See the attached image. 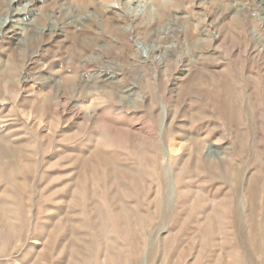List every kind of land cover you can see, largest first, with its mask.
Instances as JSON below:
<instances>
[{
	"label": "rangeland",
	"instance_id": "1",
	"mask_svg": "<svg viewBox=\"0 0 264 264\" xmlns=\"http://www.w3.org/2000/svg\"><path fill=\"white\" fill-rule=\"evenodd\" d=\"M0 264H264V0H0Z\"/></svg>",
	"mask_w": 264,
	"mask_h": 264
},
{
	"label": "bare ground",
	"instance_id": "2",
	"mask_svg": "<svg viewBox=\"0 0 264 264\" xmlns=\"http://www.w3.org/2000/svg\"><path fill=\"white\" fill-rule=\"evenodd\" d=\"M154 61V60H153ZM155 62V61H154ZM156 63V62H155ZM170 194L173 196L174 194H173V192H174V189L173 188H171V186H170Z\"/></svg>",
	"mask_w": 264,
	"mask_h": 264
}]
</instances>
